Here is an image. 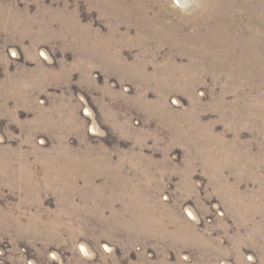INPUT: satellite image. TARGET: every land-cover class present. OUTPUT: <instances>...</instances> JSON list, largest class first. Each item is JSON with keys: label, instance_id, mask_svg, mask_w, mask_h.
I'll list each match as a JSON object with an SVG mask.
<instances>
[{"label": "rangeland", "instance_id": "1", "mask_svg": "<svg viewBox=\"0 0 264 264\" xmlns=\"http://www.w3.org/2000/svg\"><path fill=\"white\" fill-rule=\"evenodd\" d=\"M135 1L0 0V264H264V0Z\"/></svg>", "mask_w": 264, "mask_h": 264}, {"label": "bare ground", "instance_id": "2", "mask_svg": "<svg viewBox=\"0 0 264 264\" xmlns=\"http://www.w3.org/2000/svg\"><path fill=\"white\" fill-rule=\"evenodd\" d=\"M106 1V0H105ZM158 0H150L148 3H145L143 0H137L135 3L127 8L125 11L127 15V24L135 25L138 29L137 37L141 41H166V39L170 40H179L180 30L175 29L169 25L168 22V14L164 12L162 9H157L154 7ZM111 2V1H110ZM176 6H178L181 10L182 8H187L189 5L188 0H173ZM194 6L191 8V15L186 16L185 19L187 23H193L195 26H202L207 24L208 26L212 25L213 20L217 18V14L220 12H227L229 8H231L232 0H195L193 3ZM125 5V4H124ZM123 5V6H124ZM127 5V4H126ZM109 8V7H108ZM120 9V8H119ZM258 11V10H257ZM184 12V11H183ZM180 13V12H179ZM19 14V13H18ZM10 16V15H9ZM181 16V13L179 14ZM184 17V16H183ZM12 18V17H11ZM22 18V17H21ZM242 19V18H241ZM259 22V20H258ZM260 23V22H259ZM220 24V23H219ZM12 25V24H11ZM17 25V24H16ZM182 26V25H181ZM263 26V25H262ZM258 27V26H257ZM11 29V28H10ZM260 30V28L258 27ZM255 30V29H254ZM34 31V30H33ZM189 32V31H188ZM129 33V32H127ZM207 33V32H206ZM186 34V33H185ZM198 34V33H197ZM209 34V33H208ZM171 35V36H169ZM203 36V35H202ZM211 36V35H210ZM129 37V36H128ZM204 37V36H203ZM185 41V40H183ZM217 47V46H216ZM237 47V46H236ZM210 48V47H209ZM241 48V47H240ZM117 54V53H116ZM233 54V53H232ZM256 55V54H255ZM237 57V56H236ZM241 57V56H240ZM219 58V57H218ZM224 62V61H223ZM172 63V62H171ZM242 63V62H241ZM237 66V65H236ZM235 66V67H236ZM240 66V65H239ZM242 66V65H241ZM128 68V67H127ZM180 68V67H179ZM237 69V68H236ZM130 70V69H129ZM248 71V69H247ZM259 71V70H258ZM246 72V71H245ZM244 72V73H245ZM153 73V72H152ZM162 75V73L160 72ZM143 77V76H142ZM237 77V76H236ZM153 78V77H152ZM180 86V85H179ZM89 113L90 111L87 110ZM95 131L96 128H93ZM239 154V153H238ZM136 207V206H134ZM142 207V206H141ZM139 207L134 213L135 217H145L146 212L145 208L141 210ZM135 209V208H134ZM193 215L192 211H190ZM132 213V211H131ZM190 214V213H189ZM191 216V215H190ZM151 216H149L150 218ZM142 219V218H141ZM151 219V218H150ZM137 220V219H136ZM149 220V219H148ZM158 220V218H157ZM159 221V220H158ZM147 222V220H146ZM142 223V222H141ZM153 224V223H152ZM178 224V223H177ZM183 224V223H182ZM144 225V224H142ZM141 226V225H140ZM159 226V225H158ZM184 227V226H183ZM146 228V227H145ZM180 228V227H179ZM193 228V227H192ZM152 230V229H151ZM157 230V229H156ZM194 230V229H193ZM162 231V230H161ZM160 231V232H161ZM166 232V230H164ZM154 232V231H153ZM158 232V231H157ZM163 232V231H162ZM156 233V232H155ZM189 233V232H188ZM161 234V233H160ZM168 234V232H167ZM165 233V235H167ZM180 234V233H179ZM191 234V233H189ZM171 235V233H170ZM181 235H183L181 233ZM179 235V236H181ZM196 235V234H195ZM185 236V235H184ZM190 236V235H189ZM200 236V235H199ZM187 237V236H186ZM170 238V236H169ZM188 238V237H187ZM174 239V238H173ZM182 239V238H181ZM185 239V238H184ZM178 240V239H177ZM189 240V239H188Z\"/></svg>", "mask_w": 264, "mask_h": 264}, {"label": "crops", "instance_id": "3", "mask_svg": "<svg viewBox=\"0 0 264 264\" xmlns=\"http://www.w3.org/2000/svg\"><path fill=\"white\" fill-rule=\"evenodd\" d=\"M73 156L75 157V159H77V162H73V164L75 165H73V168L74 169H76L75 167H76V164H79V165H82V164H85L86 162H88V165H90L91 164V156H89V154H81V153H78V152H75L74 154H73ZM83 157V158H82ZM81 158H82V160H81ZM81 161L83 162V163H81ZM82 166H84V165H82ZM82 168L83 167H81L80 169H77L78 171H80L81 172V170H82ZM90 166H88V168L86 169L87 171H91L90 170Z\"/></svg>", "mask_w": 264, "mask_h": 264}]
</instances>
